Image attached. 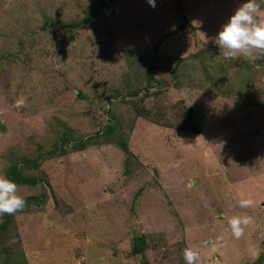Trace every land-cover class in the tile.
<instances>
[{
	"label": "rangeland",
	"instance_id": "1",
	"mask_svg": "<svg viewBox=\"0 0 264 264\" xmlns=\"http://www.w3.org/2000/svg\"><path fill=\"white\" fill-rule=\"evenodd\" d=\"M245 2L0 0V176L20 160L39 181L18 194L44 197L0 218V264L7 248L28 264H185L186 247L202 264H264V59L225 60L211 40ZM109 110L132 158L59 145L63 123L86 138ZM236 215L251 217L240 239Z\"/></svg>",
	"mask_w": 264,
	"mask_h": 264
},
{
	"label": "clouds",
	"instance_id": "2",
	"mask_svg": "<svg viewBox=\"0 0 264 264\" xmlns=\"http://www.w3.org/2000/svg\"><path fill=\"white\" fill-rule=\"evenodd\" d=\"M154 8L156 0H148ZM218 46L225 60L242 57L249 63L264 59V8L257 0H246L242 3L222 26L218 35L211 38ZM19 187L15 180L0 176V218L5 215H15L26 207L25 199L18 194ZM238 205L242 209L254 206V200L245 198L239 193ZM251 223V217L236 215L228 218L231 234L240 239L245 234V228ZM223 239V237H221ZM185 264H202L200 252L191 247L183 251Z\"/></svg>",
	"mask_w": 264,
	"mask_h": 264
},
{
	"label": "trees",
	"instance_id": "3",
	"mask_svg": "<svg viewBox=\"0 0 264 264\" xmlns=\"http://www.w3.org/2000/svg\"><path fill=\"white\" fill-rule=\"evenodd\" d=\"M177 1V7L180 11H184V8L181 5L182 0H176ZM97 11H93L86 17L84 20L85 22H89L91 17L96 15ZM187 20L183 21L181 24V27L186 26ZM129 52V59L131 61H135V58L138 60L142 61L144 64V61L142 60L144 57L136 55L133 50H127ZM134 59V60H133ZM205 65V64H204ZM247 65V64H246ZM246 65H241L242 67ZM147 71H145V80H146V85L142 88H146L147 90L150 88L152 81L154 79L153 77V66L149 65ZM248 68V65L246 66ZM149 87V88H148ZM117 91V89H116ZM117 93H119L117 91ZM135 95H139L138 91L131 92ZM119 95V94H118ZM191 109H188L187 115H188V120L186 123V126L191 128V130L198 131L200 129V126L197 125L193 119V116L191 114ZM109 114L111 115V121L105 126L102 131H98L96 134H91L87 136L86 138L76 136L75 131L73 128L68 126L67 124L63 123V126L60 131V140H59V145L61 147H66V145H71V147H75L76 149H82L87 147L89 144H101V143H107V142H115L121 149L122 151L126 154V160L130 159L133 157V153L131 151L130 145H129V135L130 132L129 130L127 131H122V120L114 113V111L109 110ZM138 113H143V110H138ZM131 130V129H130ZM20 160H13L10 166L7 168L6 175L8 178L15 180L17 184H33L35 185L39 179L35 175H27L24 170L22 165L19 162ZM22 161H24L26 166L28 167H37L39 166V162L36 159H28V158H22ZM26 201V207H30L31 202H43L44 197L41 199L39 196H28L24 198ZM24 208V209H25ZM12 216V215H11ZM5 223L2 224V229L4 230L5 228ZM1 232V231H0ZM147 247V239L144 234H140L137 236H134L133 238V248L132 252L133 254L137 255L142 253ZM3 258L4 260L2 261V264H28V261L25 257L24 253H14L13 250L10 248H7L4 250L3 253ZM146 264V263H145Z\"/></svg>",
	"mask_w": 264,
	"mask_h": 264
}]
</instances>
